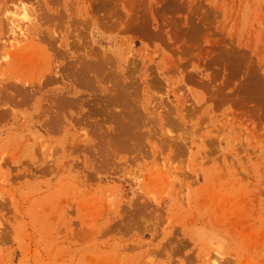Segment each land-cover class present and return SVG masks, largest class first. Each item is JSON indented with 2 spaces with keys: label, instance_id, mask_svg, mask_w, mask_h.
<instances>
[{
  "label": "rangeland",
  "instance_id": "rangeland-1",
  "mask_svg": "<svg viewBox=\"0 0 264 264\" xmlns=\"http://www.w3.org/2000/svg\"><path fill=\"white\" fill-rule=\"evenodd\" d=\"M208 262L264 264V0H0V264Z\"/></svg>",
  "mask_w": 264,
  "mask_h": 264
},
{
  "label": "bare ground",
  "instance_id": "bare-ground-1",
  "mask_svg": "<svg viewBox=\"0 0 264 264\" xmlns=\"http://www.w3.org/2000/svg\"><path fill=\"white\" fill-rule=\"evenodd\" d=\"M30 11H28V9H26L25 7H20V12H16L14 14H16L17 16H13V18H10L11 20V24H10V31H11V35H12V38L9 40V46L11 48H15L17 45L21 44L23 42V40L25 39L26 37V29L24 26L27 25V23L30 22V19L32 18L31 17V14L29 13ZM18 13V14H17ZM20 16V17H19ZM32 20V19H31ZM29 40V39H28ZM29 42V41H28ZM26 45V44H25ZM33 45V44H32ZM19 47V46H18ZM35 47V45H34ZM30 48V47H29ZM22 47L18 48L17 51H22L21 50ZM24 49V48H23ZM15 50V49H14ZM28 49L25 50V52L27 51ZM9 51V50H8ZM24 52V51H22ZM29 52V51H28ZM27 52V53H28ZM12 53V52H11ZM11 53L9 54V52L6 54L9 56L10 60L11 58L13 60L16 59L15 57V52L13 53V55L11 56ZM30 53V52H29ZM20 101V100H19ZM207 264H210L209 262Z\"/></svg>",
  "mask_w": 264,
  "mask_h": 264
}]
</instances>
